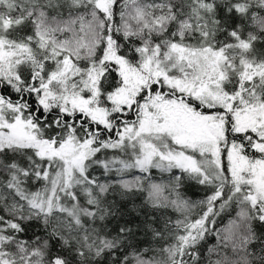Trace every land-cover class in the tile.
<instances>
[{"label":"snow or ice","instance_id":"1","mask_svg":"<svg viewBox=\"0 0 264 264\" xmlns=\"http://www.w3.org/2000/svg\"><path fill=\"white\" fill-rule=\"evenodd\" d=\"M0 264H264V0H0Z\"/></svg>","mask_w":264,"mask_h":264},{"label":"trees","instance_id":"2","mask_svg":"<svg viewBox=\"0 0 264 264\" xmlns=\"http://www.w3.org/2000/svg\"><path fill=\"white\" fill-rule=\"evenodd\" d=\"M160 175H163L165 179H167V177H168V174H166V173L160 174L159 172H157V178H159ZM185 191H186V195L194 201H198V200L203 199L205 194H206V189H204L198 185H191V186L187 187L185 189ZM234 216H235V212L231 213V217L227 214H222L221 217L217 218L219 222L215 225V227L217 229L223 228L228 223V220L230 218H233ZM173 218H175V217H173ZM215 242H216L215 235H212L207 240V246H211V245L215 244ZM205 255H207L206 248H205Z\"/></svg>","mask_w":264,"mask_h":264}]
</instances>
